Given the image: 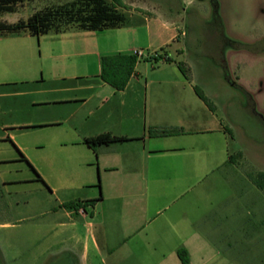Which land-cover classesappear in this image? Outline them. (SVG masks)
<instances>
[{"label":"crops","instance_id":"crops-1","mask_svg":"<svg viewBox=\"0 0 264 264\" xmlns=\"http://www.w3.org/2000/svg\"><path fill=\"white\" fill-rule=\"evenodd\" d=\"M142 4L122 27L0 36L3 96H35L28 116L18 114L25 104H2L14 114L0 120V264H183L179 250L187 264H213L215 235L228 247L245 235L242 213L213 210L250 197H213L210 187L236 180L264 194L249 177L264 168L244 166L235 132L262 100L231 79L226 59L220 72L196 70L177 16ZM136 49L171 61L138 60L122 90L101 79V56ZM162 129L180 133L148 132ZM102 133L126 139L84 142Z\"/></svg>","mask_w":264,"mask_h":264},{"label":"rangeland","instance_id":"rangeland-1","mask_svg":"<svg viewBox=\"0 0 264 264\" xmlns=\"http://www.w3.org/2000/svg\"><path fill=\"white\" fill-rule=\"evenodd\" d=\"M73 1L75 0H25L14 12L1 13L0 21L11 23L20 19L25 20L35 11ZM121 2L123 6H118L117 9L125 15H129L132 9L141 10L137 5H144L142 4L144 2L166 16H177L181 32L185 33L183 37L189 57L197 60L196 70L213 67L215 71L220 72L224 66L217 64H224L227 61L231 79L249 89L252 101L262 100L257 104H250L251 115L236 119L235 132L238 138L244 139L243 146L248 151L249 163L245 162L244 166L251 171L263 169L264 163L261 161H264V123L260 118L264 120V0H121ZM216 55L222 59L215 60ZM140 62L141 68L145 65L150 66L145 57H142ZM5 86L0 84V120L4 121L14 114L4 113L3 103H21L22 107L24 104L27 105L18 113L20 116L34 114V107L28 105L35 98L33 94L3 96V92L8 91ZM238 93L241 92L236 90L235 94L239 95ZM242 186L235 180L233 183H215L210 187L213 197L249 196L251 199L250 202L243 204L235 200L233 204L215 205L213 211L242 213L245 235L239 237L237 233L230 237V247L226 243H221L223 236L215 235L214 238L220 239V242L218 241L213 250L207 252L213 264H264V194L255 186H250L251 190L248 192L246 182L244 187Z\"/></svg>","mask_w":264,"mask_h":264},{"label":"trees","instance_id":"trees-1","mask_svg":"<svg viewBox=\"0 0 264 264\" xmlns=\"http://www.w3.org/2000/svg\"><path fill=\"white\" fill-rule=\"evenodd\" d=\"M25 0H0V14L14 12L17 6ZM123 6L121 0H75L69 4L58 7L47 8L35 11L27 19H20L16 22L0 21V36L20 34L28 32L31 35L39 36L49 32H65L75 30H103L117 28L129 24L127 16L120 12L117 7ZM163 58L171 61L168 56H162L158 52L156 55L147 57V60L157 61ZM140 60V59H139ZM138 59L135 54H108L100 58V77L102 80L116 88L122 90L127 85L131 75L135 71ZM180 70L186 74V69L182 63H178ZM197 95L209 106L213 107L201 89L194 86ZM149 134L165 136L179 134L178 129L149 130ZM126 137L114 136L110 133H102L94 137L85 138L84 142L95 149L96 146L109 144L125 140ZM233 155L229 158L231 159ZM251 181L264 192V172L258 171L250 173ZM95 199L83 203L93 204ZM80 202L67 203L68 208L77 209L83 206ZM178 255L183 264H187L188 258L185 250H179Z\"/></svg>","mask_w":264,"mask_h":264},{"label":"built area","instance_id":"built-area-1","mask_svg":"<svg viewBox=\"0 0 264 264\" xmlns=\"http://www.w3.org/2000/svg\"><path fill=\"white\" fill-rule=\"evenodd\" d=\"M133 54L136 55L137 59H141L142 57H149V56H152V55H156V52H152V53H146L143 49H136L133 51ZM77 212H80V213H85V210L82 206L78 207L76 209Z\"/></svg>","mask_w":264,"mask_h":264}]
</instances>
